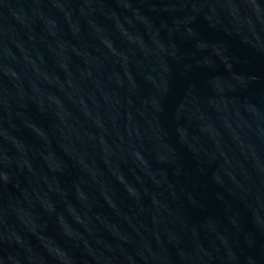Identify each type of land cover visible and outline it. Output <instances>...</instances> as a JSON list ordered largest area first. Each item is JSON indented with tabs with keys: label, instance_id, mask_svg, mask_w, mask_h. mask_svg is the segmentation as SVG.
Returning a JSON list of instances; mask_svg holds the SVG:
<instances>
[{
	"label": "water",
	"instance_id": "obj_1",
	"mask_svg": "<svg viewBox=\"0 0 264 264\" xmlns=\"http://www.w3.org/2000/svg\"><path fill=\"white\" fill-rule=\"evenodd\" d=\"M0 264H264V0H0Z\"/></svg>",
	"mask_w": 264,
	"mask_h": 264
}]
</instances>
